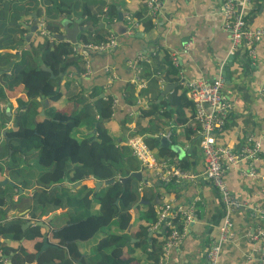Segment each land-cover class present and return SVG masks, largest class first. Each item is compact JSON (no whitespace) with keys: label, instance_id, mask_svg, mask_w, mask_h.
Segmentation results:
<instances>
[{"label":"trees","instance_id":"1","mask_svg":"<svg viewBox=\"0 0 264 264\" xmlns=\"http://www.w3.org/2000/svg\"><path fill=\"white\" fill-rule=\"evenodd\" d=\"M97 1L9 0L6 4L7 0H0L1 8L9 7L0 15V32L2 20L9 19L11 36L2 31V37L14 38L8 46L15 49L24 38L14 33L22 34L26 23L41 17L47 31L56 36L62 33L58 18L69 11L68 16L75 14L81 18V25L88 23L96 27L93 31H80L78 42H105L110 35L99 26L97 12L92 11L95 4H102ZM102 6L98 12L108 20H116L119 10L125 11L122 0H112L105 11ZM136 16L140 18L142 31L154 27L150 17L142 13ZM37 33L38 39H33L23 58L13 63L10 75H2L6 84L0 85V99L8 101V96H14L16 100L15 107L9 103V115L0 112V128H4L0 142V180L7 175L13 183L0 186V264L4 257L10 264H156L166 237L163 230L149 235L157 221L152 203L156 194L150 186L140 188L141 180L131 176L132 172L142 170L129 146L121 142L140 134L149 148H157L159 155L174 154L169 148H159L157 138L147 134L171 130L168 122L175 116L193 120L192 104L178 81L171 58H162L161 62L168 64L163 73L153 75L142 69L143 75L151 77L143 91L151 95L150 104L140 110L135 131L129 130L125 135L120 126L113 130L111 97L101 98L102 90L98 86H91L86 96L83 89L71 92L64 102L62 76L69 73L77 77L84 72L83 54L87 52L76 53L68 41L49 40ZM5 61L9 63L10 55ZM42 64L51 69L52 77L41 68ZM159 79L176 85L166 99L156 102ZM66 83L68 86L70 81ZM124 89V102L134 104V84L129 83ZM18 92L21 95L16 96ZM42 108L44 115L40 116ZM143 120H147L146 126H141ZM182 135L187 140L190 136L196 138L198 132L185 125ZM186 166V159H181L179 167ZM95 181L104 183L97 191L87 184ZM27 189L31 190L30 196L24 194ZM15 192L18 196L13 200ZM18 207L28 210V220L34 221L64 209L56 216L59 225L50 231L56 247L48 246L36 255L42 244L38 241L34 244L35 251L27 250L23 240H33L43 227L36 224L22 229L24 220L19 217L6 224L7 212ZM102 231L105 232L95 238ZM90 240L94 242L90 251L83 253L79 245Z\"/></svg>","mask_w":264,"mask_h":264},{"label":"crops","instance_id":"2","mask_svg":"<svg viewBox=\"0 0 264 264\" xmlns=\"http://www.w3.org/2000/svg\"><path fill=\"white\" fill-rule=\"evenodd\" d=\"M100 1L102 4H95L92 11L97 12L99 26L101 23L102 25H110L106 31L109 35L115 36L117 44L106 52H87L88 66L85 64L84 72L77 77L71 76L69 73L62 76V78L64 77L62 80V82L64 81V102L67 101L71 92L83 89L86 96L91 86H98L102 90L100 95H103V98L111 97V100L116 101L112 111L113 130L120 126L124 130L123 134L126 135L129 130L135 131V122L140 110L147 109L150 104L151 95L145 94L143 91L148 88L151 77L143 75L142 69L151 71L153 75L163 73L168 64L162 63V58H171L175 54L178 58L179 67L187 79L211 81L219 76L224 78L222 92L230 107L224 124L214 131L216 140L236 148L251 137L260 140L264 149V43L261 42L257 45L255 56L248 54L239 45L232 48L229 35L221 23V0H161V8L151 30L144 32L139 25L133 34L124 32L119 36L113 30V25L118 19L108 20L104 16L101 17V13L98 12L99 6L103 5L102 11H104V7H107V4L112 0ZM122 1L125 3V11H121L124 13L122 23L125 27V16L135 17L138 23L140 18L136 16L137 13H142L144 17H148L143 0ZM246 12L249 17L248 22L252 27L264 28V0H249ZM4 13L0 11V15H4ZM67 13L69 11H64L58 18L62 25L63 34V24L72 27L74 21L80 18L75 14L68 16ZM34 21L25 24V30L22 34L15 32L14 35L24 38L29 25L37 22ZM2 22L3 28L1 30L11 36L10 20L5 19ZM82 26L90 27L91 31L96 28L88 23ZM2 31L0 32V70L9 69L6 74L10 75L13 63L20 61L19 57L22 58L26 54L25 50L28 51L33 39H38L36 37L38 30L35 31L29 42L23 39L24 41L17 43L18 46L15 49L8 46L14 38L7 37V35L2 37ZM35 43L36 41L33 42V44ZM186 44H189L187 49H185ZM139 54L142 56L138 58ZM9 55L10 61L7 63L5 59ZM229 55L233 57L231 65L228 66L227 58ZM135 65L139 69L141 68L140 77L136 75ZM104 66L111 69L113 73V78L110 81L106 79ZM223 67L228 68V76L222 75L221 69ZM176 70L178 71V69ZM4 74H0V85L6 84L4 77H2ZM67 81H70L68 86ZM129 83L134 84L135 103L131 105L124 102V88ZM167 83L163 79L158 80L156 102L166 99L168 93L161 99L158 96ZM18 88L19 85L15 86V90ZM19 95H21L20 92L16 94V96ZM15 101L14 96H8V101L7 99H0V112H4L9 103L15 107ZM125 120L130 122L124 124ZM168 123L172 127L171 130H164L158 134H147L157 137L170 131L169 141L176 150L171 149L174 154L165 157L159 155L157 148H154L152 149L154 154L160 161H164L167 167H179L180 160L185 158L187 161L185 170L197 173L202 171L204 162L199 146V134L196 138L190 136L187 140L182 135V127L185 125L197 132L196 123L189 118L180 119L176 116ZM146 124L147 120L141 121V126H146ZM163 126L166 127V125ZM3 129L0 128V142L3 137V133H1ZM124 142L122 141L121 144ZM247 166V163L242 161L230 167L225 175L230 191L245 205L233 213L234 236L230 241L222 244L219 256L221 264H253L256 255L255 246L247 237V233H251L257 223H260L264 228V218L259 219L253 216L251 212V208L254 206L264 207V154L255 161L256 177H248L239 173L241 169H245ZM141 172L145 180L140 181L139 187L150 186L155 192V196H158L161 201L160 205L166 202L172 203V205L187 204L196 196L201 198V202L197 204L196 215L187 225L182 241L170 249L169 257L171 264H208L205 252L215 235L214 225L222 215L221 204L214 188L203 179L196 182L176 180L172 183H162L155 178L154 172L149 170H142ZM5 177L11 181L7 175ZM144 182L145 184H143ZM24 194L30 196L31 190L27 189ZM17 196L18 192H15L12 196L13 200H16ZM155 206H159V204H155ZM59 214L61 213H56L49 220L46 215L40 217V220L45 222L49 229L48 231L44 228L40 229L35 233L33 240H23L28 251H35L34 244L42 241L43 236H47L48 241L54 243L55 240L50 237V231L59 225V219L56 217ZM18 217L26 222L29 218L28 210L19 207L10 209L6 214V224L14 222ZM175 219V223L180 224V219ZM104 232L98 233L95 238H99ZM150 232L152 234L154 231ZM131 241L135 240L132 238ZM93 243V240H90L87 243H81L79 246L82 252L86 253L90 251V246ZM3 259L5 260L3 264H10L7 258L4 257Z\"/></svg>","mask_w":264,"mask_h":264},{"label":"built area","instance_id":"3","mask_svg":"<svg viewBox=\"0 0 264 264\" xmlns=\"http://www.w3.org/2000/svg\"><path fill=\"white\" fill-rule=\"evenodd\" d=\"M143 1L147 8L148 17L151 18L152 22H155L162 1ZM248 4L249 0H221V23L223 29L229 35L232 48L239 45L248 54L255 56L257 45L261 42L264 43V28L252 27L249 24V17L246 12ZM103 10L105 11L106 7ZM125 19V33L133 34L139 26L138 20L129 15L125 16ZM36 24L39 27L37 30L42 36L47 37L49 40H56V37L47 31L43 18L40 17ZM116 44L115 36L110 34L109 40L105 42H76V44H73V50L79 54L89 51L101 53L108 51ZM188 45H185V49H187ZM141 56L139 54L138 58ZM83 60L88 66L86 54H83ZM171 64L178 69V81L183 86L185 95L192 104L193 121L197 125L199 146L203 155L204 167L202 171L197 173L177 166L167 167L166 163L160 161L153 150L145 143L144 135L134 134L128 137L123 144L129 146L131 154L139 163L141 170L154 172L155 178L162 183H171L176 180L196 182L199 179H203L211 184L218 194L222 215L220 220L214 225L215 235L205 252V257L208 264H221L219 256L222 244L230 241L234 236L233 213L236 209L245 205L243 201L230 191L225 179L226 172L230 167L245 161L248 166L245 169H241L239 173L248 177H256L255 161L264 154V149L260 140L252 139L251 137L236 148L219 143L214 136V131L224 124L230 107L222 92L225 82L224 78L219 76L211 81L187 79L179 67L178 58L175 54L171 57ZM134 70L136 75L140 77L141 68L139 69L135 65ZM104 72L107 81H110L113 78L111 69L104 66ZM115 102V100H111L112 111ZM161 135H164L169 140L171 132L168 131ZM199 202H201V198L196 196L187 204L172 205V203L166 202L155 206L157 221L151 226V231L163 230L166 233L156 264H171L170 249L176 247L182 241L187 225L196 215ZM251 212L253 216L259 219L264 218V207L254 206L251 208ZM175 218L180 219V224L174 223ZM247 234V237L255 246L256 255L253 264H264V228L260 223H257L253 231ZM3 263H5L4 259Z\"/></svg>","mask_w":264,"mask_h":264},{"label":"water","instance_id":"4","mask_svg":"<svg viewBox=\"0 0 264 264\" xmlns=\"http://www.w3.org/2000/svg\"><path fill=\"white\" fill-rule=\"evenodd\" d=\"M34 15V13H33ZM123 16H124V13H122L121 11L118 12V16H117V19L118 21L113 25V30H114V33L119 36L121 34H123L125 32V25L122 23L123 21ZM116 19V20H117ZM80 22V18H77L72 27H68L67 25H64L63 24V28H64V34L61 33V34H57L55 37L58 39V40H66L68 41L69 43L71 44H76L77 42V35L78 33L81 31V30H89L91 31L92 29L90 27H86V26H82L79 24ZM100 26H104L105 28H109L110 25L109 24H104ZM39 27L34 23V24H31L29 25L28 27V32L26 34V36L24 37L25 41L29 42L31 37L33 36V34L35 33V31L38 29ZM140 35H142V33H140ZM28 47V45H27ZM232 55H229L228 58H227V62H228V66L231 65V61H232ZM41 68L50 72V76L52 77L53 74H52V71L49 67H46L45 65H41ZM9 72V69H6V70H0V74L2 73H7ZM221 73L222 75H226L228 76V68L226 67H223V69H221ZM175 86V83H167L164 85V87L161 89L160 91V94L158 96V98H162L163 96H165L167 93H169L172 88ZM103 95H100V97L102 98ZM5 113L7 115L10 114V107L7 106L5 108ZM38 115L42 116L44 115V109L42 108L40 110V112L38 113ZM107 120V119H105ZM157 140L159 141V145L158 147L161 148V147H166V148H170L172 150H174V146L170 143V141L168 139H166V137L164 135H159L156 137ZM176 150V149H175ZM177 152H179V150H177ZM131 176L134 177L135 179L137 180H145V177H143V174L141 171H134L131 173ZM110 181H107V183H109ZM5 184H13L12 181H9L8 178H3L2 180H0V186H3ZM103 181H95L93 183V186L95 188V190L97 191L102 185H103ZM66 186H69V184H66ZM18 191L21 192L22 189L21 188H18ZM142 202H146V201H143V200H140V203ZM160 200L158 199V196H154V199L152 200V203L155 205V204H159L160 205ZM117 203V201H116ZM64 211V209H59L58 211H53L51 213H49L47 215V219H51L53 217V215H55L56 213H62ZM39 225L41 227H43L46 231H48L49 229V226L43 222L42 220H37V221H34V220H28L26 222H24L21 227L22 229H25V228H28L29 226H32V225ZM149 235H151V232H149ZM48 246H52V247H56L55 245H53L52 243H50L48 241V238L47 236H43L42 237V244H41V247L40 249L38 250L37 254L38 255L39 253H41L43 250H45ZM30 264H34V263H30Z\"/></svg>","mask_w":264,"mask_h":264},{"label":"rangeland","instance_id":"5","mask_svg":"<svg viewBox=\"0 0 264 264\" xmlns=\"http://www.w3.org/2000/svg\"><path fill=\"white\" fill-rule=\"evenodd\" d=\"M8 2L9 1H7V3L6 4H8ZM144 2V1H143ZM9 7L8 6H5V8H0V11L2 12H5L7 9H8ZM3 9V10H2ZM18 58V57H17ZM23 58V57H22ZM21 58V56L19 57V60H21L22 59ZM14 73V72H13ZM7 118H9V117H7ZM1 133H3V130H2V132ZM89 183V184H88ZM87 184L89 185V186H93V184L91 183V182H88Z\"/></svg>","mask_w":264,"mask_h":264},{"label":"clouds","instance_id":"6","mask_svg":"<svg viewBox=\"0 0 264 264\" xmlns=\"http://www.w3.org/2000/svg\"><path fill=\"white\" fill-rule=\"evenodd\" d=\"M37 20H38V19H37ZM37 20H36V21H37ZM35 24H36V23H35ZM36 25H37V24H36ZM56 39H57V38H56ZM57 40H58V39H57Z\"/></svg>","mask_w":264,"mask_h":264}]
</instances>
